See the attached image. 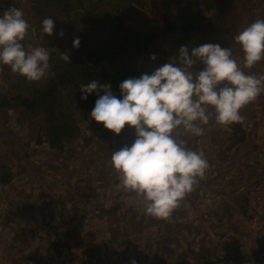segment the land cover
<instances>
[{
    "label": "trees",
    "instance_id": "trees-1",
    "mask_svg": "<svg viewBox=\"0 0 264 264\" xmlns=\"http://www.w3.org/2000/svg\"><path fill=\"white\" fill-rule=\"evenodd\" d=\"M225 1L229 4L234 2ZM243 4L245 8L246 3ZM9 7L22 9L24 17L27 8H35L34 12L37 13L36 16L33 15L36 23L35 30L31 27L29 29L31 35L35 34L34 40L25 38L23 43L26 46L46 48L50 54V67L41 80L29 81L18 73L12 72L7 65H0V149L9 153V156L0 158V202L5 200L4 190L10 185L20 182L26 186L27 182V187H32L31 180L28 178L23 180L24 178L21 177L23 171L19 170L17 165L18 154L23 157V161L29 160L30 145L45 143L46 146L54 149L55 155H52V157L56 156L54 159H61L65 163L75 161L72 163L73 166L94 164L96 158L102 154L101 151H97L99 148L94 144L84 153L79 154L75 150L74 141L82 134L88 137L95 136V141L107 144L110 154L120 147L126 132L132 128L126 125L117 135L104 128L102 122L90 119L89 113L98 95L97 93L89 94L86 100H82L79 89L81 84L93 79L104 84L110 83L112 92L119 96L120 82L130 77H138L141 73L151 72L160 65L175 60L182 45H186L191 52L193 47L208 43L214 37L220 39L228 37L234 47L232 37L251 21L244 18V11H242L240 17L243 19L238 24L235 23L236 25L231 23V25L221 26L216 21L209 22L211 19L208 15L209 11L214 8L212 0H0V14ZM248 14H250L249 10ZM48 16L55 21L51 36L41 31V21ZM25 19L27 20L28 16ZM243 21L244 25H242ZM28 23L31 25L29 21ZM226 28L230 30L228 36L224 31ZM60 30H63V36L57 34ZM76 37L80 40L79 47H73L72 44ZM61 52L69 55V62L60 58ZM152 54H155V60L150 58ZM194 67L201 68L202 65L197 63ZM99 94L102 95L103 90ZM244 112L248 113V109L245 108ZM244 116L247 118L244 124L250 125H247L246 135L247 141L251 143V139L256 136L260 126L264 127V120L262 123V120ZM212 124L216 126L217 123ZM228 128L229 125L220 126L215 135L221 137L220 134H222L235 148L239 142L233 138ZM17 129L23 130L25 133L22 132L21 135L30 136L33 142L22 143V139L15 136ZM205 136V133L199 137L185 136V140L187 144L188 141L197 144L204 140ZM191 148H194L193 145ZM94 153L98 154L94 155ZM102 158L101 156L99 161L105 163L106 161ZM212 174L206 172L205 177L198 183L201 182L200 185L214 184L217 189H221L222 185H225L223 179L215 178L221 173H218L216 169ZM117 183L116 177V180L111 183L112 187L113 184L116 185L114 189L117 188ZM122 192L118 189L112 197L116 199ZM201 195L202 193L198 196L200 205L204 200ZM185 202L184 198L167 219L145 215L142 199L137 205L141 210L140 216L148 217L142 223L153 224L152 229L159 233L164 230L170 232L160 236L158 240L161 245L148 253L152 257L149 264H181L180 260L170 261L172 258L170 253L172 250L175 251L174 246H180L177 252L182 251L190 255L193 249L189 245L186 248H182L181 245L194 242L199 246L197 252L203 255L204 263L211 261L209 254H202L210 245L204 244L206 238L203 228L197 229L193 234L188 233L187 237L183 234L190 227V222L186 219L200 209L198 206L188 207ZM117 205L119 206L105 212L121 215L118 212L121 205L125 207L122 210L123 214L135 213L134 211L138 210L133 207L135 204L122 199L117 202ZM124 223L130 224V222ZM142 223L139 224V229ZM52 224L51 222L49 225L50 229L56 226ZM180 224L183 226L176 229ZM119 230L121 228L117 229ZM66 232L68 233L69 230ZM118 236H120L119 233ZM198 238L200 239L195 241ZM57 240L61 241L62 238L56 236V240L51 241L53 244L60 243ZM58 247L57 245L55 250H58ZM262 247H264V240L252 255L246 250L237 251L229 263L264 264V253L263 256L260 253L263 250ZM83 253H89L91 256L94 254L90 247ZM218 258V255L214 256L212 260L214 264L225 262L226 255ZM136 262L146 264L132 257L125 259L123 264Z\"/></svg>",
    "mask_w": 264,
    "mask_h": 264
},
{
    "label": "rangeland",
    "instance_id": "rangeland-1",
    "mask_svg": "<svg viewBox=\"0 0 264 264\" xmlns=\"http://www.w3.org/2000/svg\"><path fill=\"white\" fill-rule=\"evenodd\" d=\"M212 1L214 8L209 11V22L216 21L221 26L238 24L243 19L240 17L242 11L244 18L251 19L250 23L257 18H264V0H231L234 1L233 4L225 0ZM34 9L27 8L25 11L32 30L36 26L33 15L36 16L37 13ZM224 31L228 36L230 30L226 28ZM34 37V33L31 35L28 32L26 38L34 40ZM209 41L208 43H219L222 47L230 46L233 57L242 65L243 54L235 42L232 47L228 37H214ZM244 71L264 74V60L251 69L245 68ZM245 108L248 113L244 112ZM240 113L242 120L229 124L228 128V131L233 132V138L239 142L235 148L222 134L221 137L215 135L216 130L223 125H213L214 118L205 126L204 140L197 144L188 141L187 144L189 147L193 145V149L204 151L209 162L206 172L212 174L217 169L221 175L215 178H222L225 183L221 189H217L214 184L200 185V182L185 197L188 207L198 206L200 209L186 219L190 222V227L183 234L187 237L188 233L193 234L197 229L203 228L206 238L204 244L210 245L202 254H209L211 261L204 263V257L198 254L199 246L195 242L181 245L182 248L189 245L193 249L190 255L177 252L180 246L176 247L172 243L175 251L170 253V261L180 260L181 264H214L212 260L215 255L219 258L226 255L222 264H233L229 261L237 251L246 250L252 255L264 240V132L260 131L264 127L260 126L251 143L247 141V135H244L249 125L244 124L247 119L244 115L262 120L263 123L264 92L241 108ZM22 132L23 130L17 129L15 136H19L22 143H32L30 136L21 135L25 133ZM95 139V136L82 134L74 141L75 150L79 154L93 144L99 148L97 151L102 154L91 165L73 166L75 161L65 163L61 159H54V149L45 143L30 145L31 155L27 162L18 154L19 170L27 173H21V177L24 181L27 178L31 180L32 187H27V182L26 186L19 182L4 190L6 198L0 202V264H123L129 257L150 263L152 257L148 253L161 245L158 240L160 236L170 232L164 230L159 233L152 229L153 224L142 223L148 217L140 216L141 210L137 205L142 198L135 193L122 190L116 199L112 197L118 189H114L116 185L113 184L112 187L111 184L117 177L111 168L110 159L108 160L111 154L107 144H101ZM133 139L132 128L126 132L120 147L126 143L131 144ZM3 156L7 157L9 153L0 149V158ZM101 156L105 163L99 161ZM201 193L204 200L200 205L198 196ZM121 199L135 204L133 207L138 210L123 214L125 207L121 205L118 208L121 215L105 212L118 207L121 203L117 205V202ZM51 222L56 225L53 229L49 228ZM140 223L142 227L139 229ZM182 226L180 224L176 229ZM119 228L121 230L117 231ZM56 236L62 240L53 244L51 240L55 241ZM57 245L59 253L55 250ZM89 247L94 252L93 256L83 253ZM127 247L128 249H124ZM202 248L205 249L203 246ZM262 249L260 253L263 256L264 247Z\"/></svg>",
    "mask_w": 264,
    "mask_h": 264
},
{
    "label": "clouds",
    "instance_id": "clouds-1",
    "mask_svg": "<svg viewBox=\"0 0 264 264\" xmlns=\"http://www.w3.org/2000/svg\"><path fill=\"white\" fill-rule=\"evenodd\" d=\"M54 28L51 16L41 21L43 34L53 35ZM29 29L22 9L9 7L0 14V65L39 81L50 67V54L42 46L23 43ZM57 34L63 36V30ZM232 40L243 54L242 65L230 46L204 43L189 52L182 45L175 60L120 82L119 96L110 83L96 79L79 86L82 100L98 95L90 119L117 135L126 125L134 129L131 144L115 149L110 163L117 188L141 197L147 216L169 218L206 175L204 151L189 147L182 137L203 135L213 118L220 125L241 121L240 109L264 92V74L244 71L264 60V18L239 30ZM79 43V37L72 41L73 47ZM60 58L70 61L63 52ZM150 58L155 60V54ZM197 63L202 67L195 68Z\"/></svg>",
    "mask_w": 264,
    "mask_h": 264
},
{
    "label": "crops",
    "instance_id": "crops-1",
    "mask_svg": "<svg viewBox=\"0 0 264 264\" xmlns=\"http://www.w3.org/2000/svg\"><path fill=\"white\" fill-rule=\"evenodd\" d=\"M260 131H263L264 132V130H260ZM230 133H232V135H233V132L230 130L229 131ZM244 135H246V132H245V134ZM234 137V136H233Z\"/></svg>",
    "mask_w": 264,
    "mask_h": 264
}]
</instances>
